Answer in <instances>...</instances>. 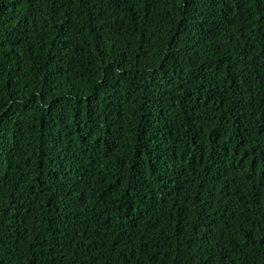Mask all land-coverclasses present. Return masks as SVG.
<instances>
[{"label": "trees", "instance_id": "1", "mask_svg": "<svg viewBox=\"0 0 264 264\" xmlns=\"http://www.w3.org/2000/svg\"><path fill=\"white\" fill-rule=\"evenodd\" d=\"M0 264H264V0H0Z\"/></svg>", "mask_w": 264, "mask_h": 264}]
</instances>
